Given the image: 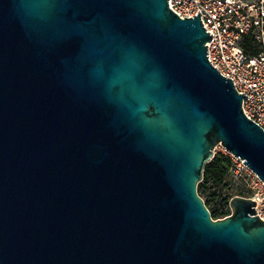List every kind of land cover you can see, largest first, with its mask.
I'll return each mask as SVG.
<instances>
[{
    "label": "water",
    "instance_id": "95a60500",
    "mask_svg": "<svg viewBox=\"0 0 264 264\" xmlns=\"http://www.w3.org/2000/svg\"><path fill=\"white\" fill-rule=\"evenodd\" d=\"M168 0H0V264H264L244 197L212 220L221 146L264 183V130Z\"/></svg>",
    "mask_w": 264,
    "mask_h": 264
},
{
    "label": "built area",
    "instance_id": "2783aa9c",
    "mask_svg": "<svg viewBox=\"0 0 264 264\" xmlns=\"http://www.w3.org/2000/svg\"><path fill=\"white\" fill-rule=\"evenodd\" d=\"M168 7L180 19L200 13L201 24L211 36L205 44L208 62L222 77L231 80L238 94L246 96L241 103L244 116L264 130V0L257 4L239 0H168ZM246 38L258 45L257 55L243 51ZM232 158L235 161L231 172L235 177H246L252 191L247 199L256 203L254 216L264 221V183L242 160Z\"/></svg>",
    "mask_w": 264,
    "mask_h": 264
},
{
    "label": "trees",
    "instance_id": "16d2710c",
    "mask_svg": "<svg viewBox=\"0 0 264 264\" xmlns=\"http://www.w3.org/2000/svg\"><path fill=\"white\" fill-rule=\"evenodd\" d=\"M242 49L245 53L250 56H255L259 53V48L256 43L250 38L244 39L242 43ZM228 160H223L221 158L213 157L210 162H208L203 169L202 180L197 185V193L200 197L205 194L210 188H219L223 185L224 178L227 174L229 168ZM210 186V187H209ZM229 197H225L222 202L215 204L210 207V201L203 202L207 208L212 220L222 219L223 217L229 215L228 202Z\"/></svg>",
    "mask_w": 264,
    "mask_h": 264
},
{
    "label": "rangeland",
    "instance_id": "374dc122",
    "mask_svg": "<svg viewBox=\"0 0 264 264\" xmlns=\"http://www.w3.org/2000/svg\"><path fill=\"white\" fill-rule=\"evenodd\" d=\"M239 1L243 4H250V3L257 4L262 0H239ZM213 157L221 158L223 160H228L230 165L227 170V174L224 178L223 185L219 188L208 189L205 194H202L200 196L202 201L203 202L207 200L210 201V207H213L215 204H219L220 202H222L225 197H229L230 200L236 196L244 197V198L250 197L252 195V191L250 190L248 183L246 182V177L244 175L235 177L230 170V167L234 169V166L232 165L234 164L235 161L232 160L233 156L227 153L221 146H216L213 151ZM228 210H229V215H231L232 209L229 206V202H228Z\"/></svg>",
    "mask_w": 264,
    "mask_h": 264
}]
</instances>
